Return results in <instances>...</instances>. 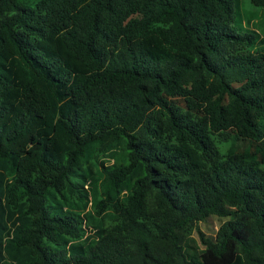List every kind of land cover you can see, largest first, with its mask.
<instances>
[{
	"label": "trees",
	"instance_id": "1",
	"mask_svg": "<svg viewBox=\"0 0 264 264\" xmlns=\"http://www.w3.org/2000/svg\"><path fill=\"white\" fill-rule=\"evenodd\" d=\"M0 264H264L240 0H0Z\"/></svg>",
	"mask_w": 264,
	"mask_h": 264
},
{
	"label": "rangeland",
	"instance_id": "2",
	"mask_svg": "<svg viewBox=\"0 0 264 264\" xmlns=\"http://www.w3.org/2000/svg\"><path fill=\"white\" fill-rule=\"evenodd\" d=\"M240 16L244 25L260 29L264 28L261 8L251 5L248 0H240ZM197 225L202 231L212 233L218 225V221L214 217H208L204 221H198Z\"/></svg>",
	"mask_w": 264,
	"mask_h": 264
}]
</instances>
